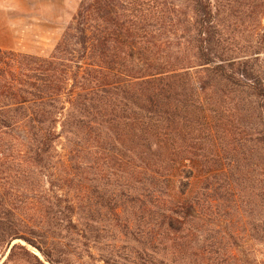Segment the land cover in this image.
<instances>
[{"label":"trees","instance_id":"1","mask_svg":"<svg viewBox=\"0 0 264 264\" xmlns=\"http://www.w3.org/2000/svg\"><path fill=\"white\" fill-rule=\"evenodd\" d=\"M263 19L264 0H81L49 56L0 48V134L53 193L20 239L50 264L72 241L258 264Z\"/></svg>","mask_w":264,"mask_h":264},{"label":"rangeland","instance_id":"2","mask_svg":"<svg viewBox=\"0 0 264 264\" xmlns=\"http://www.w3.org/2000/svg\"><path fill=\"white\" fill-rule=\"evenodd\" d=\"M80 1L17 0L15 9L0 8V48L49 56ZM21 138L15 132L0 134V264H50L36 248L20 239L27 237V222L38 217V200L53 196L46 179L27 163ZM62 144L61 139L55 144L58 160L65 158ZM198 183L193 180L192 190ZM132 245L119 241L84 245L72 241L67 247L54 249L66 252L65 264H133V259H126V254L134 251ZM253 251L257 263L264 264V245L254 246Z\"/></svg>","mask_w":264,"mask_h":264},{"label":"crops","instance_id":"3","mask_svg":"<svg viewBox=\"0 0 264 264\" xmlns=\"http://www.w3.org/2000/svg\"><path fill=\"white\" fill-rule=\"evenodd\" d=\"M16 1L17 0H0V8L15 9L16 8ZM20 1H23V0H20Z\"/></svg>","mask_w":264,"mask_h":264}]
</instances>
